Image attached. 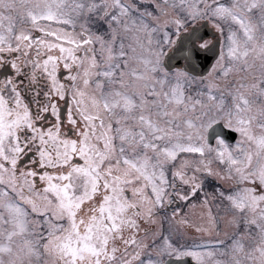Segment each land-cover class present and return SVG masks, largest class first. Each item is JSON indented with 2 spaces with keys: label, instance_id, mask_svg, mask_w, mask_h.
<instances>
[{
  "label": "snow or ice",
  "instance_id": "snow-or-ice-1",
  "mask_svg": "<svg viewBox=\"0 0 264 264\" xmlns=\"http://www.w3.org/2000/svg\"><path fill=\"white\" fill-rule=\"evenodd\" d=\"M0 264H264V0H0Z\"/></svg>",
  "mask_w": 264,
  "mask_h": 264
}]
</instances>
